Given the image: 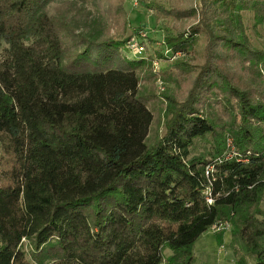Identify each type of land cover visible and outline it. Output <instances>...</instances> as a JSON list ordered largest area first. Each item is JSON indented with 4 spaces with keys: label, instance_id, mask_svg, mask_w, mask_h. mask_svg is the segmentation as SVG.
I'll list each match as a JSON object with an SVG mask.
<instances>
[{
    "label": "trees",
    "instance_id": "1",
    "mask_svg": "<svg viewBox=\"0 0 264 264\" xmlns=\"http://www.w3.org/2000/svg\"><path fill=\"white\" fill-rule=\"evenodd\" d=\"M125 1L0 0V264H193L225 220L234 264H264V48L244 20L264 26V0L159 5L191 22L165 38L164 61L205 43L204 62L164 72L147 49L115 58ZM159 78L173 84L160 96ZM227 133L248 162L215 160Z\"/></svg>",
    "mask_w": 264,
    "mask_h": 264
},
{
    "label": "rangeland",
    "instance_id": "2",
    "mask_svg": "<svg viewBox=\"0 0 264 264\" xmlns=\"http://www.w3.org/2000/svg\"><path fill=\"white\" fill-rule=\"evenodd\" d=\"M176 0H126L124 4V8L126 10V33L123 36L116 38L117 40L126 39L125 43L120 48V54L115 55L116 59L118 57H128L134 56L127 48L126 42L135 31H144L147 36L145 39L146 49L147 52L145 54H155L154 59H158L160 61V68H156L155 65L153 66L155 70H160L161 72L167 71L175 63L178 61H183L187 59H191L193 63L198 62L202 63L205 60L203 54L201 52H196V50L202 51L203 46L205 45L203 38L196 44L195 52H193V56L188 57V55L181 54L178 57H171V61H164L162 56L158 55L162 48L164 47L165 38L169 35L177 34L178 29H184L188 27L191 23L189 22H182L180 20H173L168 17L159 16V5H164L165 7H171ZM102 10L107 5V0H99ZM57 2L55 1L54 4ZM87 7L91 9L95 14H99L98 8L93 6L92 4L88 3ZM101 11V10H100ZM108 12H105V14ZM252 14L250 12H244V20L248 29L249 36L253 42V44L258 48H264V26H259L257 30L252 27ZM112 21V20H111ZM127 37V38H126ZM8 47L7 44L2 45V49L0 51V55L3 56L6 54V48ZM166 52V49H165ZM170 53V52H169ZM135 57V56H134ZM165 57V56H164ZM159 80L157 79L156 86H155V93L158 95L164 90L159 87ZM163 85L165 88L168 86H172L173 84L166 83L163 81ZM160 96V95H159ZM151 107L153 108L156 114V120L162 121L164 119V107L161 104H153L151 103ZM213 111L218 113L220 111L219 105L215 104L213 107ZM160 121H157L159 124ZM161 127V128H160ZM159 129L164 131V125H161ZM228 138H231L234 142V136L231 133H227L224 136V150L223 153L227 150L228 145ZM214 141H209L207 143L201 142L198 144V147L195 150V153H207L209 150L212 149V143ZM236 146V145H235ZM237 149V148H236ZM222 153V154H223ZM209 155H207L208 157ZM231 229L226 228L223 235V240L219 243V239L217 236V231L211 227L206 232H204L193 244V253L195 255V259L193 264H234L237 258V253L234 248L230 245L231 242ZM23 249L26 251L27 258L33 261V257L31 255L32 246L28 239L23 241L22 245ZM226 249L227 253L221 254L219 253L220 250ZM223 250V252H225ZM222 252V253H223ZM165 256H169L171 251L165 250ZM219 253V254H218ZM162 264H167L164 261Z\"/></svg>",
    "mask_w": 264,
    "mask_h": 264
},
{
    "label": "built area",
    "instance_id": "3",
    "mask_svg": "<svg viewBox=\"0 0 264 264\" xmlns=\"http://www.w3.org/2000/svg\"><path fill=\"white\" fill-rule=\"evenodd\" d=\"M147 34L142 30V31H138V33L136 35H133L127 42L126 46L128 48V50L134 55V56H144V53L146 51V44H145V39H146ZM170 50H166V53H169ZM182 52H176L173 53V57H178L179 55H181ZM159 60H155L154 61V65L156 68H160L161 65ZM159 87L163 90L165 89V85H163L162 80H159L158 82ZM228 159H236L238 161H243V162H248L249 161V157L242 155L237 149L236 146L233 143V140L231 138H228V145H227V150L225 151V153H223L221 156H219L217 159H215L217 162H222L223 160H228ZM214 171H215V164L211 163L210 165H208L206 167V175L209 179L213 178L214 175ZM211 184V182H210ZM206 200L209 204L214 203V198L212 196V193L210 191L206 192ZM231 223L230 221H222L219 223H216L212 226V228L214 229V231H220L222 229H226V228H231Z\"/></svg>",
    "mask_w": 264,
    "mask_h": 264
},
{
    "label": "crops",
    "instance_id": "4",
    "mask_svg": "<svg viewBox=\"0 0 264 264\" xmlns=\"http://www.w3.org/2000/svg\"><path fill=\"white\" fill-rule=\"evenodd\" d=\"M223 250H224V249L220 250L219 253H221V254H225V253H227V250H226V249L224 250L225 252H223ZM222 252H223V253H222ZM219 253H218V254H219Z\"/></svg>",
    "mask_w": 264,
    "mask_h": 264
}]
</instances>
